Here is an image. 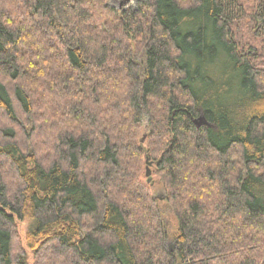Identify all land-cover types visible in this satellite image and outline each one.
Here are the masks:
<instances>
[{
  "label": "trees",
  "instance_id": "trees-1",
  "mask_svg": "<svg viewBox=\"0 0 264 264\" xmlns=\"http://www.w3.org/2000/svg\"><path fill=\"white\" fill-rule=\"evenodd\" d=\"M0 114V264H29L20 221L59 264H264V0H0Z\"/></svg>",
  "mask_w": 264,
  "mask_h": 264
},
{
  "label": "rangeland",
  "instance_id": "rangeland-1",
  "mask_svg": "<svg viewBox=\"0 0 264 264\" xmlns=\"http://www.w3.org/2000/svg\"><path fill=\"white\" fill-rule=\"evenodd\" d=\"M106 3L110 6L116 7L118 9H128V8H136L138 5V0H106ZM52 97V98H51ZM45 96L43 98H35L34 104H33V112L29 115H35V124L36 127L33 131H31V126L27 125L24 129V142L28 146H33L36 150H38L39 155L43 160L47 163L52 162L55 159V152H54V146L53 144V134L55 131H60V128H57V126H63V125H57V121L59 118L58 112L60 110L56 109L54 105L55 102L53 101V96ZM43 115V116H42ZM1 116V114H0ZM44 118V120H43ZM39 123L43 124V130L39 129ZM147 132V127L145 125L139 129L138 136L139 139L144 137L145 133ZM26 140V141H25ZM147 145V141L144 143ZM134 161V159H133ZM136 165H133V168L135 167L136 173H135V179L142 183H150L151 185V191L152 194L156 197H165L166 196V189L164 185L159 181L158 176H156V168L155 166H151L152 174H151V180H149V177L146 176V159L144 156H139L135 158ZM164 217L166 221L168 222L170 235L167 239V246L173 247L175 245V233L177 232V226L178 221L175 216V214L168 210H164ZM27 222H18V235L16 234L17 241L15 242V253L18 254L20 251L22 253L26 252V256L28 258L29 264H59L60 261L63 259L57 258V256H53L51 253V249L49 250H37L33 251L31 248L27 246V243L25 241L26 238V232H27ZM25 251V252H24ZM60 259V260H59Z\"/></svg>",
  "mask_w": 264,
  "mask_h": 264
},
{
  "label": "water",
  "instance_id": "water-1",
  "mask_svg": "<svg viewBox=\"0 0 264 264\" xmlns=\"http://www.w3.org/2000/svg\"><path fill=\"white\" fill-rule=\"evenodd\" d=\"M195 123L197 125H201V124H208V121L206 119V117L204 115H201L198 119L195 120ZM148 166H147V175L149 176V180H151V174H152V170L150 168V165L152 164V162H150L149 160H147Z\"/></svg>",
  "mask_w": 264,
  "mask_h": 264
},
{
  "label": "bare ground",
  "instance_id": "bare-ground-1",
  "mask_svg": "<svg viewBox=\"0 0 264 264\" xmlns=\"http://www.w3.org/2000/svg\"><path fill=\"white\" fill-rule=\"evenodd\" d=\"M201 115H203V114H201ZM201 115H200V116H201ZM200 116H199V117H200ZM199 117H197L196 119H198ZM196 119H195V120H196ZM146 164H147V166H148V163H146ZM151 165H152V164H151ZM151 165H150V168H151ZM146 176L149 177V176L147 175V167H146Z\"/></svg>",
  "mask_w": 264,
  "mask_h": 264
}]
</instances>
